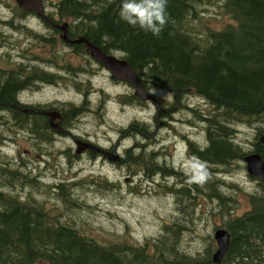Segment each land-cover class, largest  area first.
I'll return each instance as SVG.
<instances>
[{"label":"trees","instance_id":"1","mask_svg":"<svg viewBox=\"0 0 264 264\" xmlns=\"http://www.w3.org/2000/svg\"><path fill=\"white\" fill-rule=\"evenodd\" d=\"M211 2H220L233 21L221 28L192 24L198 16L197 6ZM121 3L122 0H55L54 12L48 13L58 21L70 20H67L68 37L83 35L106 53H120L140 76L146 89L169 92L170 107L162 105L164 111L160 113L156 109L155 119L175 107H185L204 122L205 144L189 141V147L192 155L207 164L211 178L203 186L187 183L185 171L169 163L162 150L149 148L147 142L137 141L126 146L118 161L131 167L130 173H139L150 180L157 174L167 178L176 176V179L182 176V186L177 187V182H165L164 191L171 194L180 191L181 197L188 200L186 203L181 197L177 199L181 217L184 214L186 220H190L191 211H195L191 205L198 203V194L216 202L215 209L221 215L219 225L230 233L228 249L218 264H264L263 182L255 177L258 186L247 193L250 207L234 213L236 199L225 187L240 189V186L217 176L219 172L230 171L234 164L235 168L241 167L244 155L250 151H258L264 160V142L258 140L264 133V0H167L169 22L159 36L122 20L119 16ZM17 10L20 17L34 13L18 6ZM3 21L22 26L15 24L13 18ZM4 37L0 30V45L6 43ZM37 37L47 43L56 41V35L38 33ZM60 40L91 59L83 42ZM82 65L73 67L68 63L65 68L81 72L85 68V64ZM25 67L22 63L10 68L0 66V125L6 126L11 117L36 137L52 140L56 132L46 120L44 111H61L65 126L74 116L86 111L85 101L83 105H69L66 111L53 105L38 106L40 112L16 107L14 103L19 104L21 91L36 77L31 76L32 73L36 68L42 70L32 65L29 66L32 72L24 75ZM42 71L37 77L53 80L50 78L52 72ZM189 94L201 97L211 108L202 112L184 103ZM122 97V100L145 102L134 93ZM7 114L10 117H6ZM257 121L260 122L256 126ZM240 123L253 124L257 129L249 149L235 137L236 125ZM137 124L132 121L127 129L139 130L146 138L151 137L146 125L142 130L135 126ZM151 139H147L148 143ZM30 175L10 160L0 159V264H216L212 260L215 249L212 231L197 235L206 239L202 248L188 251L182 246V233L192 226L187 222L184 225L181 218L164 222L158 234L141 242L126 235L106 241L95 238L83 228L49 214L32 196L25 197L29 186L39 182ZM100 183L103 188L111 189L117 185L107 178ZM65 191L63 188L59 197L75 206L76 200L69 198Z\"/></svg>","mask_w":264,"mask_h":264},{"label":"rangeland","instance_id":"2","mask_svg":"<svg viewBox=\"0 0 264 264\" xmlns=\"http://www.w3.org/2000/svg\"><path fill=\"white\" fill-rule=\"evenodd\" d=\"M54 2L44 0L48 11L54 12ZM197 8L198 16L192 24L221 28L233 21L220 2L199 4ZM20 16L15 0H0V30L6 39V43L0 45V66L10 68L22 63L26 65L23 74L28 75L32 72L29 66L36 65L55 74L50 76L53 80H45L37 77L43 71L35 67L36 72L31 76L36 77L30 86L21 91L18 96L20 101L53 105L65 111L69 105H83L85 101L83 107L86 111L74 116L73 126L70 123L72 133L89 137L104 147L118 143L120 154L133 142H147L149 148L165 152L166 160L182 171L190 163L202 161L190 152L189 141L205 144L204 122L190 108L175 107L155 119L156 107L151 101L122 100V95L134 93L131 83L112 79L102 65L62 44L59 34L34 13ZM9 18L22 26L8 25L3 21ZM64 20L69 19L61 21ZM38 33L56 35V41H39ZM68 63L73 67L85 64V68L76 72L62 67ZM58 74L65 75L56 76ZM154 93L162 98L163 106L170 107L169 92L157 89ZM184 103L202 112L211 108L204 99L193 94H189ZM6 117L10 116L7 114ZM132 121L138 122L135 126L142 130L146 125L151 137L146 138L142 131L127 129ZM254 125H236L235 137L245 149L252 147L257 130ZM20 126L11 117L7 119L6 126L0 125V159L10 160L39 180L36 186H29L25 197L32 196L49 214L62 222L83 228L84 232L101 240L126 235L141 242L158 234L164 222L181 218L180 222L184 225L187 222L192 226V229L188 231L185 228L182 233V246L188 251L202 248L206 239L197 235L213 232L214 226L220 224L221 215L215 209L216 202L201 194L196 196L198 203L191 205L195 209L190 213L191 219L183 218L186 217L184 214L181 217V205L177 200L181 192H165L164 183L177 182L176 186L180 187L182 176L176 179V176L167 178L157 174L153 180L146 179L139 173H130L131 167L123 163L103 156L91 157L88 151L77 154L73 138L66 133L56 132L52 140H42ZM150 138L151 143H148ZM235 165L230 171L219 172L217 176L240 186V189L225 188L236 199L233 212L241 213L250 207L247 193L258 185L257 179L247 173L244 160L241 167L235 168ZM104 178L115 181L116 187L103 188L100 182ZM63 188L69 198L76 200L75 206L66 204L59 197ZM181 198L188 202L185 197Z\"/></svg>","mask_w":264,"mask_h":264},{"label":"water","instance_id":"3","mask_svg":"<svg viewBox=\"0 0 264 264\" xmlns=\"http://www.w3.org/2000/svg\"><path fill=\"white\" fill-rule=\"evenodd\" d=\"M16 2L21 8L35 11V13L42 17L46 22L61 29L62 32L60 33V36L64 40L68 42H83L93 59L107 68L113 78L131 83L135 95L141 99L151 100V102L157 108V113L164 111V107L161 105L160 99L144 87L140 76L135 72L131 64L123 56H118L113 53H106L102 50V48L88 40V38L83 35H79L75 38H68V21L58 23L53 18L48 16L43 0H16ZM14 105L19 106L24 110H29V108L23 107L20 104L14 103ZM45 114L50 116V122L52 126L57 131H60L62 129L61 123L59 121H54L56 118H61L60 112L54 109L45 111ZM258 140L260 142H264V133L259 135ZM77 143V152L87 147L93 151H103L104 153L110 152L102 149L93 142L77 140ZM117 157L118 154L116 152L110 156L112 159ZM243 159L245 161L247 173L252 176L259 177L264 184V160L262 159L260 153L258 151H250L244 155ZM213 237L216 242V248L212 252V260L214 263L218 264L228 249L230 243V233L224 226H218L213 231Z\"/></svg>","mask_w":264,"mask_h":264},{"label":"clouds","instance_id":"4","mask_svg":"<svg viewBox=\"0 0 264 264\" xmlns=\"http://www.w3.org/2000/svg\"><path fill=\"white\" fill-rule=\"evenodd\" d=\"M167 0H122L119 16L133 27L159 36L169 22ZM187 183L203 186L210 178L207 164L196 160L186 169Z\"/></svg>","mask_w":264,"mask_h":264},{"label":"flooded vegetation","instance_id":"5","mask_svg":"<svg viewBox=\"0 0 264 264\" xmlns=\"http://www.w3.org/2000/svg\"><path fill=\"white\" fill-rule=\"evenodd\" d=\"M62 67H65V65L64 66H62ZM68 73H70V72H67L66 74H68ZM73 73V72H72ZM60 75H65V74H58V75H56V76H60ZM74 75H76V74H74ZM52 76H55V74H53L52 73ZM18 103L19 104H23V105H25V106H27V107H29L30 108V110H29V112H40V109L39 108H37L38 106H42L41 104H31V103H26V102H23V101H20V100H18ZM16 107H18V108H21V107H19V106H16ZM46 115V114H45ZM63 114H62V118L60 119V123H61V125H62V122H63ZM46 120L49 122V124H50V126L52 127V130H54L55 132H57L56 131V129L52 126V124H51V122H50V116L49 115H46ZM56 120H58V119H56ZM73 120V119H72ZM72 120H69L68 122H67V124L65 125V126H63L62 125V127H63V131L61 130V131H58L59 133H66V134H68V135H70L72 138H73V141H74V143H75V147H76V138H81V139H86V140H91L89 137H84V136H78V135H76V134H74V133H72L71 132V129H70V123H71V125L73 126V122L74 121H72ZM72 121V122H71ZM64 123V122H63ZM28 131H30V129H27ZM137 131H139V130H137ZM31 132V131H30ZM31 135L32 136H35L32 132H31ZM36 137V136H35ZM37 138H39V137H37ZM119 145H118V143H115L113 146H107V147H104V148H108V149H110V150H113V149H115L116 147H118ZM85 151H88L91 155V157H105V158H108V156H106V155H104L101 151H98V152H92V151H90L89 149H84L83 151H79V152H77V154H81L82 152H85ZM120 159V158H119ZM119 159H117V160H114L115 162H119L120 160ZM119 160V161H118Z\"/></svg>","mask_w":264,"mask_h":264},{"label":"bare ground","instance_id":"6","mask_svg":"<svg viewBox=\"0 0 264 264\" xmlns=\"http://www.w3.org/2000/svg\"><path fill=\"white\" fill-rule=\"evenodd\" d=\"M34 186H36V185H34Z\"/></svg>","mask_w":264,"mask_h":264}]
</instances>
